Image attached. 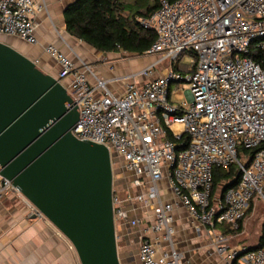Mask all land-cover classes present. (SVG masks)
Listing matches in <instances>:
<instances>
[{
    "label": "built area",
    "instance_id": "obj_1",
    "mask_svg": "<svg viewBox=\"0 0 264 264\" xmlns=\"http://www.w3.org/2000/svg\"><path fill=\"white\" fill-rule=\"evenodd\" d=\"M46 10V0H0V35L38 44V19ZM138 21L155 31L147 53L160 58L129 75L104 80L53 43L44 52L59 64L56 77L78 105L76 137L107 145L123 160L134 185L147 187L136 198L153 206L151 230L160 235L141 240L140 264H181L183 253L173 238L174 210L184 207L205 226L237 231L254 197L263 194L264 67L250 52L253 42L264 38V0H160L153 14ZM258 47L264 52V40ZM186 50L194 56L190 65L184 69L173 63L157 74L160 64L176 62ZM33 60L40 66L39 58ZM112 82L121 83L123 92L114 93ZM172 83L179 84V98L186 99L172 100ZM241 147L257 148L249 166V157H240ZM234 164L242 169L240 182L213 197L214 169L229 170ZM164 180L173 200L162 197ZM7 193L21 198L31 215L49 220L0 175V199ZM131 199L114 193L115 220H130L124 204ZM228 241L223 234L215 239L221 264H264V245L247 250Z\"/></svg>",
    "mask_w": 264,
    "mask_h": 264
},
{
    "label": "water",
    "instance_id": "obj_2",
    "mask_svg": "<svg viewBox=\"0 0 264 264\" xmlns=\"http://www.w3.org/2000/svg\"><path fill=\"white\" fill-rule=\"evenodd\" d=\"M67 87L0 39V175L72 242L81 264H124L114 213L117 155L73 133Z\"/></svg>",
    "mask_w": 264,
    "mask_h": 264
},
{
    "label": "crops",
    "instance_id": "obj_3",
    "mask_svg": "<svg viewBox=\"0 0 264 264\" xmlns=\"http://www.w3.org/2000/svg\"><path fill=\"white\" fill-rule=\"evenodd\" d=\"M72 1L46 0L47 10L38 19V44L30 45L16 37L8 38L16 39V43L20 45L24 43L22 46L31 53L30 56L40 59V67L55 75L60 66L44 52V46L48 43L57 45L70 55L77 66L81 67L85 63L104 80L138 72L141 68L137 61L128 56L129 52H103L67 32L64 10ZM158 73L160 72L157 70ZM91 79L95 82L93 75ZM138 81L143 84L145 80L140 78ZM110 88L114 93L124 90L119 82L110 83ZM177 96H180L179 92ZM122 175L128 176L130 180L121 188L125 189L126 196L130 194L133 197L124 204L130 220L122 221L118 226L119 241L123 239L125 244L122 260L124 264H140L139 251L137 254L130 250L132 243L139 246L142 239L155 238L160 233L151 230L155 220L153 206L145 205L136 198L147 192V187L135 186L134 177L130 173L123 172ZM160 186L163 199L173 200L174 195L168 182L164 180ZM252 212L253 210L245 216L242 229L233 231L227 225L217 224L214 228L205 226L194 220L184 207L174 210L173 238L175 248L183 253L181 264H221L215 244L216 237L221 234L228 238V243L233 248L257 246L263 237L264 226L259 230V226L253 225L251 231L243 233L247 226V217ZM131 220H138L140 223L133 225ZM248 234L249 242L245 241ZM0 264H81V261L76 248L60 229L49 220L31 215L29 207L21 198L7 193L0 199Z\"/></svg>",
    "mask_w": 264,
    "mask_h": 264
},
{
    "label": "trees",
    "instance_id": "obj_4",
    "mask_svg": "<svg viewBox=\"0 0 264 264\" xmlns=\"http://www.w3.org/2000/svg\"><path fill=\"white\" fill-rule=\"evenodd\" d=\"M159 6L160 0H73L64 10L66 30L71 36L103 52L145 54L151 49L157 36L154 30L145 28L138 17L150 16ZM262 40L264 38L253 42L250 56L264 67V52L258 47ZM169 136H172L170 132ZM256 151L257 148H240V157H249L246 166L251 164ZM241 177L242 169L239 164L232 165L229 170L215 168L212 196L223 195L227 189L236 187ZM252 210L253 201L246 215ZM244 218L238 230L242 229ZM263 245L264 234L257 246L246 248L254 250Z\"/></svg>",
    "mask_w": 264,
    "mask_h": 264
},
{
    "label": "rangeland",
    "instance_id": "obj_5",
    "mask_svg": "<svg viewBox=\"0 0 264 264\" xmlns=\"http://www.w3.org/2000/svg\"><path fill=\"white\" fill-rule=\"evenodd\" d=\"M0 39L10 41L11 44L17 46L19 49L23 50L28 55H31V53L27 52L26 49L22 46L24 43L22 45H20V44L16 43V39H14V38L11 39V38H8L7 36H3V35L0 36ZM128 56L132 60L138 62L137 65L139 68H142V67H145L146 65L154 63V62L158 61L160 58V55H158V54H148V53H145V54H136V53L130 54V53H128ZM193 57H194L193 54L189 50H186L185 52H183L180 55V57L178 58V60L176 62H174L173 60L167 59L163 62V64H160L158 66L157 70H158V72L162 73V72H164L165 69L171 68L173 66V63H175V67H177V65H180V66H182V68L185 69L186 66L191 64ZM160 73H158V74H160ZM178 86H179V84H175V83L171 84V91H172L171 97H173L174 101H180V100L186 99V96H184V98H179L177 96V92H178L177 87ZM184 87L186 89L189 88V84L187 82L184 83ZM116 172H117V174L115 176V180H116L115 189L116 190L114 193L116 195H118L119 197L124 198L126 196V191H125V189H123L121 187H123L122 185L125 184L126 182L129 183L130 178L128 176L122 175L123 172H126V171L124 170L123 160H121L119 158H118L117 164H116ZM221 187H220L219 191H221ZM116 224L118 227V226H120V224H122V221L120 219H117ZM262 224H264V188H263V194L258 193L254 197V209H253V212L247 217V226H246L243 233H246L247 230H248V232L251 231V229L253 228V225L259 226L258 229L260 230V228L262 226H264ZM118 232H119V229H118ZM249 236H250L249 234L246 236L245 241L249 242V240H250V238H248ZM124 247H125V244L123 242V239H120L119 248H120L121 257H122V252L124 250ZM130 250H132V252H136L138 254L139 246H137L136 243H132Z\"/></svg>",
    "mask_w": 264,
    "mask_h": 264
},
{
    "label": "bare ground",
    "instance_id": "obj_6",
    "mask_svg": "<svg viewBox=\"0 0 264 264\" xmlns=\"http://www.w3.org/2000/svg\"><path fill=\"white\" fill-rule=\"evenodd\" d=\"M176 128H179V126L177 125Z\"/></svg>",
    "mask_w": 264,
    "mask_h": 264
},
{
    "label": "flooded vegetation",
    "instance_id": "obj_7",
    "mask_svg": "<svg viewBox=\"0 0 264 264\" xmlns=\"http://www.w3.org/2000/svg\"><path fill=\"white\" fill-rule=\"evenodd\" d=\"M128 173V172H127ZM131 174V173H130Z\"/></svg>",
    "mask_w": 264,
    "mask_h": 264
}]
</instances>
